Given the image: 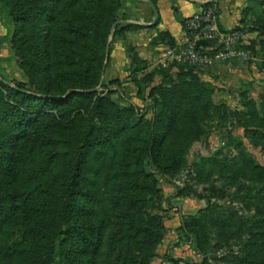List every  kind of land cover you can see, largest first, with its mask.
Masks as SVG:
<instances>
[{
  "label": "rangeland",
  "instance_id": "374dc122",
  "mask_svg": "<svg viewBox=\"0 0 264 264\" xmlns=\"http://www.w3.org/2000/svg\"><path fill=\"white\" fill-rule=\"evenodd\" d=\"M125 2L0 0V264H264V6L193 66Z\"/></svg>",
  "mask_w": 264,
  "mask_h": 264
},
{
  "label": "crops",
  "instance_id": "0c3cea01",
  "mask_svg": "<svg viewBox=\"0 0 264 264\" xmlns=\"http://www.w3.org/2000/svg\"><path fill=\"white\" fill-rule=\"evenodd\" d=\"M125 5L126 22L136 24L138 33L157 35L153 47L164 48L163 57L167 48L184 46L193 40L186 21L201 10L216 8L219 28L224 31L240 23L250 10L264 6V0H126Z\"/></svg>",
  "mask_w": 264,
  "mask_h": 264
},
{
  "label": "built area",
  "instance_id": "2783aa9c",
  "mask_svg": "<svg viewBox=\"0 0 264 264\" xmlns=\"http://www.w3.org/2000/svg\"><path fill=\"white\" fill-rule=\"evenodd\" d=\"M187 30L193 40L184 46L169 47L165 60L177 61L193 66H211L234 58H247L245 34L239 30L221 31L217 21V9L201 10L186 21ZM207 40L210 45L197 48L196 43Z\"/></svg>",
  "mask_w": 264,
  "mask_h": 264
},
{
  "label": "trees",
  "instance_id": "16d2710c",
  "mask_svg": "<svg viewBox=\"0 0 264 264\" xmlns=\"http://www.w3.org/2000/svg\"><path fill=\"white\" fill-rule=\"evenodd\" d=\"M19 86H25L23 83H20V85ZM50 104L48 103V102H42V104H41V109L42 110H44V111H46L47 110V108H48V106H49ZM93 142V139H92V135H91V133L90 134H88V138H87V141H86V144H91Z\"/></svg>",
  "mask_w": 264,
  "mask_h": 264
},
{
  "label": "water",
  "instance_id": "95a60500",
  "mask_svg": "<svg viewBox=\"0 0 264 264\" xmlns=\"http://www.w3.org/2000/svg\"><path fill=\"white\" fill-rule=\"evenodd\" d=\"M210 45V42L207 41V40H200L196 43V47L197 48H202V47H205V46H208Z\"/></svg>",
  "mask_w": 264,
  "mask_h": 264
}]
</instances>
